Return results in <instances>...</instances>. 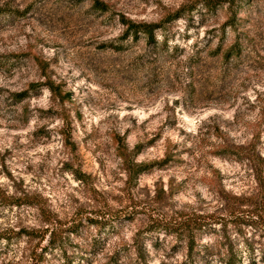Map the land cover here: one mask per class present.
<instances>
[{
	"label": "rangeland",
	"instance_id": "obj_1",
	"mask_svg": "<svg viewBox=\"0 0 264 264\" xmlns=\"http://www.w3.org/2000/svg\"><path fill=\"white\" fill-rule=\"evenodd\" d=\"M99 1L0 0V264H264V0Z\"/></svg>",
	"mask_w": 264,
	"mask_h": 264
},
{
	"label": "trees",
	"instance_id": "obj_2",
	"mask_svg": "<svg viewBox=\"0 0 264 264\" xmlns=\"http://www.w3.org/2000/svg\"><path fill=\"white\" fill-rule=\"evenodd\" d=\"M93 6L95 9L100 10V11H104L106 10V6L104 3L100 2L99 0H93ZM122 24L126 25V34H133L134 36L137 35H147L148 38L152 39L153 38V31L158 27L156 25H150V24H138V23H132L129 20H124L122 18ZM238 150H240L241 152H244V149L239 148ZM170 158V157H167ZM167 159H165L164 161H166ZM247 164H249V169L251 170V172L253 173V177H254V182L256 183V188H255V193L250 194V196L253 197H249L246 199H249L251 203H239L236 204V207L233 208V213L232 216L234 217H239L242 218L244 216H246L250 221H248V225L249 226H256L261 225L264 226V170L260 171L257 170L256 167H252L251 162L253 161H249L248 159H246ZM146 169V167L144 166H139L138 169H136L135 171H131L129 170V178H131L132 176H137L139 173H142L144 170ZM237 199H241L244 200L241 196L240 198ZM255 201V202H254ZM203 217L201 216H193V217H189L186 216L183 221L181 222H176L175 226L178 228V231H174L176 233H178L180 231V233L182 232H188V233H192L195 229L196 230H201L202 227H205L206 224H203ZM247 224V223H246ZM195 225V227H194ZM187 230V231H184ZM49 232L48 227L43 230L42 232H38L35 231V233H42L41 238L43 239L45 237V235ZM32 232H26V235H31ZM53 233V234H52ZM178 233V234H180ZM54 237V232L50 233V240L49 243L52 241ZM191 244H193V239L190 242V246L188 248L189 252L192 251V247ZM236 257L234 255H230L228 257V260L225 264H235V259Z\"/></svg>",
	"mask_w": 264,
	"mask_h": 264
}]
</instances>
